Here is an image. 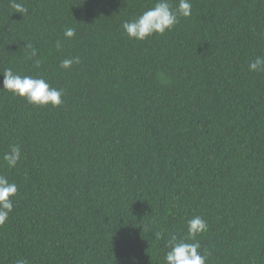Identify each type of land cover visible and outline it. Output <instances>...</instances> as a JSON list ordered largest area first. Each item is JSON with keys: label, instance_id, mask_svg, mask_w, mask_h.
Wrapping results in <instances>:
<instances>
[{"label": "trees", "instance_id": "16d2710c", "mask_svg": "<svg viewBox=\"0 0 264 264\" xmlns=\"http://www.w3.org/2000/svg\"><path fill=\"white\" fill-rule=\"evenodd\" d=\"M17 2L26 14L0 0V73L42 76L64 102L0 89V175L18 186L0 264H167L194 216L206 264H264V72L248 70L264 56V0H191L144 41L122 24L155 0Z\"/></svg>", "mask_w": 264, "mask_h": 264}, {"label": "clouds", "instance_id": "9594fccd", "mask_svg": "<svg viewBox=\"0 0 264 264\" xmlns=\"http://www.w3.org/2000/svg\"><path fill=\"white\" fill-rule=\"evenodd\" d=\"M10 6L15 12L22 15L28 9L17 0H10ZM192 14L191 0H179L177 7L173 8L169 0H155L154 6L144 11L133 20H126L122 24L124 32L129 39L144 41L154 34L163 35L166 31H171L179 22V18H189ZM76 30L73 27H66L64 30L65 39L75 36ZM31 49L30 58L36 57L37 51L31 44H26ZM61 41L56 42L57 50L61 49ZM39 67L40 61H35ZM80 58H65L60 62V67L70 69L73 64H79ZM250 72H264V56H258L248 65ZM2 87L5 91L19 96L28 104L34 106L59 107L63 104V89L52 87L42 76L21 75L14 72L11 68L5 69L2 73ZM21 159V148L19 145L11 146L5 152L3 160L8 167L14 168ZM18 193V186L10 182L5 175H0V226H3L9 219L13 211V198ZM208 230L207 222L200 216H194L187 221L186 238H178L176 235L171 237L170 250L165 255L167 264H206L208 253H201L200 242L196 237ZM192 241L191 243L187 241ZM135 258H133L134 260ZM16 264H28L27 260L20 259Z\"/></svg>", "mask_w": 264, "mask_h": 264}]
</instances>
